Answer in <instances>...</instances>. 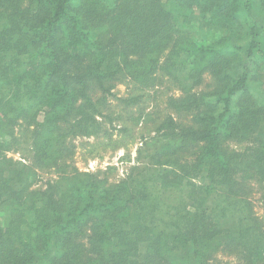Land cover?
<instances>
[{"label": "trees", "instance_id": "16d2710c", "mask_svg": "<svg viewBox=\"0 0 264 264\" xmlns=\"http://www.w3.org/2000/svg\"><path fill=\"white\" fill-rule=\"evenodd\" d=\"M159 73L182 89L159 127L179 142L131 189L75 167L32 189L6 156L25 143L36 169L64 164L104 116L92 92L125 80L137 102ZM263 81L264 0H0V264H264L246 176L264 190Z\"/></svg>", "mask_w": 264, "mask_h": 264}, {"label": "rangeland", "instance_id": "374dc122", "mask_svg": "<svg viewBox=\"0 0 264 264\" xmlns=\"http://www.w3.org/2000/svg\"><path fill=\"white\" fill-rule=\"evenodd\" d=\"M196 22L194 21L195 27L198 26ZM207 27H212V25ZM207 27L200 30L208 32ZM220 31L225 33V30ZM202 78L201 86L194 85L193 89H206L207 84L213 83V77L209 73L202 75ZM108 85L111 86L109 92H103L99 88L92 92L93 101L98 102L104 98L105 104H98V109L104 116L95 115L98 125L91 134L78 135L70 139L73 153L69 154L64 164L36 169L31 161V152L28 151L25 143L22 148H19L20 150L9 149L5 153L7 157L31 165L30 167L36 171L37 175L31 183L32 189L45 188L47 180L55 179L63 172L67 173L72 167L80 172L96 174L97 178L105 181L107 185L124 183L131 189L132 186H135L136 179L140 178L141 174L143 176L147 168H158L157 164L153 163L155 153L161 150L167 151V148H171L179 142V137L172 134L168 128H159L164 116L169 112V110H165L167 97L171 94L180 95L182 91L179 84L159 73L153 87L142 90L141 97L137 102L128 103L120 98L125 99L130 96L132 92L130 82L111 81ZM182 121L183 123L188 122V118H183ZM21 129L17 126L16 133L20 135ZM261 137L259 134L256 139L254 137L242 141L231 140L229 147L243 152L248 147L255 146L256 140ZM188 158L190 157L188 156ZM246 174L247 180L253 185L250 198L254 212L264 224V205L262 204L264 190L257 181L255 172L248 170ZM1 215L2 206L0 205V217ZM222 225H224V221H217L219 228H222ZM222 235L223 233L213 236L207 240V243L204 242V245L212 247ZM201 249L203 250L202 245ZM211 254L220 261V264H239L235 254L228 255L220 249ZM185 255L186 253L183 255L179 253L174 255V258L180 260V258H185Z\"/></svg>", "mask_w": 264, "mask_h": 264}]
</instances>
